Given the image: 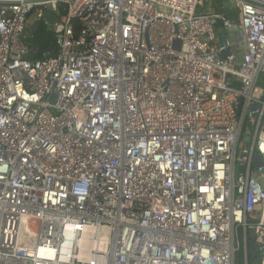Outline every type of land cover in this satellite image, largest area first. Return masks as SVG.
<instances>
[{
    "label": "built area",
    "instance_id": "2783aa9c",
    "mask_svg": "<svg viewBox=\"0 0 264 264\" xmlns=\"http://www.w3.org/2000/svg\"><path fill=\"white\" fill-rule=\"evenodd\" d=\"M202 1L0 0V264H264V0Z\"/></svg>",
    "mask_w": 264,
    "mask_h": 264
},
{
    "label": "trees",
    "instance_id": "16d2710c",
    "mask_svg": "<svg viewBox=\"0 0 264 264\" xmlns=\"http://www.w3.org/2000/svg\"><path fill=\"white\" fill-rule=\"evenodd\" d=\"M26 46L29 54L26 59L34 62L42 59L45 54L56 51L53 32L42 21L35 22L26 29Z\"/></svg>",
    "mask_w": 264,
    "mask_h": 264
},
{
    "label": "water",
    "instance_id": "95a60500",
    "mask_svg": "<svg viewBox=\"0 0 264 264\" xmlns=\"http://www.w3.org/2000/svg\"><path fill=\"white\" fill-rule=\"evenodd\" d=\"M43 20L46 21L49 25L53 26L57 19L55 17H52L50 14L48 13H44L43 15ZM246 141V140H245ZM255 160L257 161V165H261V161H260V158L258 156V154H255ZM254 232L253 231H249L248 233V238H249V241H248V253H249V262L250 263H253L257 257V254H258V246H256L254 244Z\"/></svg>",
    "mask_w": 264,
    "mask_h": 264
},
{
    "label": "rangeland",
    "instance_id": "374dc122",
    "mask_svg": "<svg viewBox=\"0 0 264 264\" xmlns=\"http://www.w3.org/2000/svg\"><path fill=\"white\" fill-rule=\"evenodd\" d=\"M202 3H203L204 6L212 7L213 9H216V10L217 9H221L222 7L227 5V2L225 0H203ZM257 259H259V256L257 257ZM238 262L243 264L241 259ZM252 264H257V263L254 261Z\"/></svg>",
    "mask_w": 264,
    "mask_h": 264
},
{
    "label": "clouds",
    "instance_id": "9594fccd",
    "mask_svg": "<svg viewBox=\"0 0 264 264\" xmlns=\"http://www.w3.org/2000/svg\"><path fill=\"white\" fill-rule=\"evenodd\" d=\"M261 147L264 148V145H262Z\"/></svg>",
    "mask_w": 264,
    "mask_h": 264
}]
</instances>
